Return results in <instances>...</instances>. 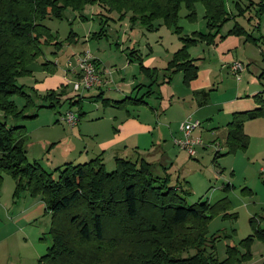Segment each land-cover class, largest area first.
Segmentation results:
<instances>
[{
  "label": "rangeland",
  "instance_id": "rangeland-1",
  "mask_svg": "<svg viewBox=\"0 0 264 264\" xmlns=\"http://www.w3.org/2000/svg\"><path fill=\"white\" fill-rule=\"evenodd\" d=\"M245 3L248 1L242 0V4ZM225 4L228 11L234 9L233 0H225ZM97 10L98 6L87 5L81 13L84 18H80L77 12L66 9L62 19L45 20L44 23L57 36V40L62 41V47L56 50L53 45H44L42 54L38 58L44 62H53L54 71L42 69L40 73L36 71L32 75L18 78V84L26 85V93L30 99L14 96L13 100L18 109H22L28 102L24 109L25 114H36V116L25 119L8 116L7 124L25 126L23 134L27 159L37 160L43 169L48 172L53 171V176L56 178L55 168L66 162H86L99 152L107 170H111L113 153L110 149L103 150L104 147L100 143H105L113 125L119 124L116 118L123 119L127 116L126 109L131 115L139 118V121H151L154 127L156 122L161 120L160 122L165 126L163 141H160L159 130L156 127L152 139V135L142 134V138H146L147 141L141 139L138 144L139 149L144 153L146 160L152 163L156 172H161L163 175L162 168L165 166L171 182L174 184L178 179L177 182L182 189L188 191L184 197L189 204L202 200L213 203L224 196L228 197L230 200L228 211L235 213L236 217L222 218L220 213L213 216L207 225L208 236L213 233L221 235L215 241V253L218 259H223L228 244L238 245L242 239L254 232V228L264 229V118H255L243 123V130L248 135L246 150L224 154L227 150L224 141L230 115L225 114L227 106L224 109L225 103H223L233 100L236 96L247 99L249 98L247 96L253 92L264 90V14L259 17L257 29L253 28V25H257L258 18L255 20L256 23H253V20L249 22L246 12L247 17H235L224 23L213 44L198 43L189 48L192 57H200L199 61L205 59L204 62L200 61L201 66H213L217 74L212 75L213 90L208 97L211 106L195 114L197 102L191 100V88L183 84L180 72L174 73L169 82L160 83L163 78V68L173 51L181 46L180 35L191 34L195 30L207 31L203 18V4L196 3V20L193 22L185 17L186 10L181 7L177 25L183 31L179 35L174 32L173 27L169 28L161 21L155 22V25L160 23L156 28L149 29L138 23L131 24L129 16L119 19L117 13H112L110 17L113 19L108 20L104 35L90 38L100 26L98 17L93 13ZM236 22L247 31H251L258 39L245 41L244 35H228V30ZM70 29L76 34L75 40L72 38L65 40ZM148 47L152 48V52ZM207 47L210 48V53ZM131 48L138 49V52L136 51L134 56L131 55L133 61L128 62L126 57L127 54L130 55ZM213 48L215 50L212 51ZM167 49L168 53L172 52L169 57ZM85 51L92 56L100 57L102 63L108 65L105 67L106 72H112L110 76L112 80H108L103 88L105 97L121 100L125 95L135 96L136 92H139L137 97L142 96L147 91L151 78L156 80L152 86L153 92L143 97L145 101L143 104L134 105L127 102V108L123 109L104 106L100 98L92 99V97L82 99L81 114L79 106L69 104L68 100H61V103L49 107L37 94L45 93L48 88L59 85L60 82L66 84V92H74L75 75L71 68L76 64L77 55ZM139 51L143 55V64L157 70V73H152L151 77L139 67L137 57L139 55H135L140 53ZM218 53L223 60L221 65ZM234 61L242 64V70L236 75L228 70L229 64ZM121 77L124 78L125 84L134 81L135 85H142L138 91L136 88L132 90L135 85L128 88L122 84L124 82ZM117 88L127 93L124 94ZM94 92V88L85 90L86 94L84 93L83 96L93 95ZM191 101L193 102L190 103ZM219 103L222 105L217 106ZM68 109L77 116L80 115L77 124L73 127L60 120L61 115ZM208 110L214 112L213 116H208L210 119L206 117ZM98 116L102 118L97 119ZM3 117L0 111V119L3 120ZM188 117L191 118V122L198 120L201 123L191 131L192 139L200 140V143L195 145L193 156L175 145L174 135L170 133L176 130L178 134L180 125ZM179 136L181 132L177 137ZM161 144L164 154L167 155V161L166 155H161ZM148 148H150L149 154L145 150ZM228 184L229 187H226ZM14 186L11 176L3 174L0 183V237L7 234L9 236L0 243L2 247L0 264H36L37 259L51 245L48 233L50 217L48 213L42 214L39 218L27 222L24 215L15 221L13 217L18 212V208L15 205L13 208V201H17L18 198L13 196ZM9 205H12L11 208ZM250 218L253 222H250ZM3 222L6 225H3ZM239 246L242 248L241 244ZM249 248L251 258L242 264H264V241L253 238ZM7 256L9 263L8 260L6 262Z\"/></svg>",
  "mask_w": 264,
  "mask_h": 264
},
{
  "label": "trees",
  "instance_id": "trees-1",
  "mask_svg": "<svg viewBox=\"0 0 264 264\" xmlns=\"http://www.w3.org/2000/svg\"><path fill=\"white\" fill-rule=\"evenodd\" d=\"M247 1L242 4V0H233L234 9L228 11L225 0H0V111L4 116L0 119V183L3 174H7L15 184L13 196L21 192L31 197L42 196L44 212L50 217L51 245L36 264H242L251 258L250 242L253 238L264 241V229L254 228L253 233L239 242L242 248L239 244H228L226 256L221 260L215 253V241L221 235L208 236L207 225L213 216L222 213V218L236 217L228 211V197L213 203L202 200L189 204L184 197L188 191L177 180L174 184L171 182L167 168L163 166L161 175L141 154L113 157L111 170H107L101 155L82 163L66 162L54 169L55 178L53 171L43 169L37 160L27 159L25 126L6 122L8 116L15 119L36 116L25 114L28 102L18 109L13 97L30 99L26 85L18 84L17 80L30 74L27 67L42 54V47L53 45L56 50L62 47V41L44 23L46 19L60 20L66 9L84 18L81 14L84 8L95 5L98 10L93 13L100 26L90 38L104 35L108 20L113 19L112 13H117L119 19L129 16L131 24L138 23L149 29L156 28L160 23H154L161 21L179 35L183 31L177 25L181 7L186 10L185 17L193 22L195 3H201L207 31L180 35L181 46L163 68L160 83L169 82L174 73L180 72L183 84L188 85L197 77L200 58L189 54L191 46L213 44L224 23L235 17H247L246 12L249 22L256 23L258 18L257 25H253L258 28L259 17L264 14V0ZM227 34L244 35L245 41L258 39L237 22ZM69 38L76 39L72 29L65 40ZM134 53L136 50L129 54ZM138 61L146 75L151 77L150 73H157L156 69L144 67L140 57ZM42 67L49 72L55 68L51 61L44 62ZM154 83L156 80L152 79L140 97L116 100L100 94L99 98L104 106L114 107L144 102L143 97L152 92ZM211 90L193 93L199 106L208 103ZM66 93L64 84L57 91L36 94L49 107L68 100L69 104H77L80 112L81 98L63 99ZM253 100L255 108L231 113L224 154L246 150L248 135L243 123L264 118V90L254 94Z\"/></svg>",
  "mask_w": 264,
  "mask_h": 264
},
{
  "label": "crops",
  "instance_id": "crops-1",
  "mask_svg": "<svg viewBox=\"0 0 264 264\" xmlns=\"http://www.w3.org/2000/svg\"><path fill=\"white\" fill-rule=\"evenodd\" d=\"M195 7H196V3H195ZM154 25H155V23H154ZM148 48L152 52V48L151 47H148ZM178 48L179 47H177L174 51H176ZM120 49H121V47H120ZM207 49H209L208 52L210 53L211 52L210 48L207 47ZM133 50H136L138 52V49H135V48H131L130 52L133 51ZM213 50H215V48H213L212 51ZM166 51H167V53L169 52L168 49ZM170 53H172V52H170ZM170 53H168V55H167L168 57L170 56ZM189 54H190V52H189ZM135 55H139L137 57L141 58L142 65L144 67L150 69L149 66H145L143 64V55H142L141 52L138 53V54H135ZM218 55H219V58H220L219 62H220V65H221V62L223 60H222V57H221V55L219 53H218ZM132 56H134V54H132ZM132 56H131V54L129 56L127 54L126 58H127L128 62H132L133 61V57ZM93 58L96 61V68H97L98 72L100 73V77H101V79L103 81V85L100 86V87L94 88L95 92H94L93 95H88V96L84 95L83 96V94L85 93V90H83V91H80L81 93H75V91L74 92H67L66 95L63 98H65L66 96L67 97L75 96V99L81 98V102H82V99L84 97L85 98H87V97L91 98L92 97V99H95V98H99L100 94H102L104 96L103 88H105V86L107 85L108 80L109 81L112 80V79H110V76L112 75L111 74L112 72L111 73L106 72L105 67H108V65L103 64L101 59H100V57H97L96 55H94ZM202 60H203V62L205 61V59H203V58H202ZM202 60H200V61H202ZM200 61H198L199 70H198L197 77L195 79L191 80L189 82V84H188V88H191V92H192L191 100H193V101L196 100V102H197V99L194 97L193 93L195 91H198V90H201V89H211L212 88V86H211L212 75L216 74L213 66H201V64H200L201 62ZM43 63H44V61L41 60V59L39 60V58H38L35 61H33L32 63H30L28 65L27 69L30 71L31 75L34 72H36V71H38L40 73L42 71V69H43V67H42ZM73 74L75 75L74 72H73ZM31 75L29 77H31ZM150 75H152V73H150ZM120 79L123 82L125 81L123 77H121ZM152 79L153 78H151V80ZM64 84L65 83L60 82L59 85L57 84L56 86H54L52 88H48L47 91L48 90H56L57 91L58 88L61 85H64ZM122 84H125V82L122 83ZM125 85L128 88H131V87H133L135 85V82L134 81H130V82H128ZM141 85L142 84L135 85L132 88V90L135 89L136 86H139V87L136 88V91H138V89H140ZM117 90L118 91H122L124 94L127 93V92H124V90L121 89V88H117ZM132 90H131V92H132ZM151 91L153 92V87H151ZM138 93L139 92H136L135 95H137ZM256 93H258V91L257 92H253L250 96L248 95L247 97H249V98H247V99H244L241 96H236V98H234L233 100L223 102V103H225L224 104V109H225V106H227V109L225 110L226 111L225 114L226 115H231L230 113H233V112L246 111V110H251V109L255 108L256 107V103L253 100V95L256 94ZM132 94H133V92H132ZM125 97H128V96L125 95ZM104 98H107V97L104 96ZM108 98H110V97H108ZM110 99H115V98H110ZM119 99H116V100H119ZM193 101H191L190 103H192ZM144 102H137V103H135V104L133 103V104L134 105H140V104H143ZM218 105H222V103L217 104V106ZM209 106H211L210 102H208L207 104H205L203 106H199L197 104V108L194 110V112H195V114H198L199 112H201L202 109L208 108ZM112 107L113 108H118V109L127 108V106H125V107H123V106H121V107L112 106ZM153 108L155 110L157 109L156 107H153ZM155 110H154V112H156ZM126 112H127V116H125L123 119L121 117L120 118H116L117 119V123H119V124L117 126L113 125V128H112L113 132L111 130V132L109 133V136L106 138V142L105 143H100V145L102 147H104L103 150L110 149L112 151V153H113L112 159L115 156L125 157V156L130 155V156L135 157L138 154H141V155L144 156V153H142L140 151L139 145H138L140 143L141 139L144 142L147 141L146 138H142V134H146V135L149 134L150 136L152 135V137H151V139H152L154 137V132H155L154 129L156 127H157V130H159V139H160L161 142L163 141V132H164L163 129L165 128V126H164L163 122H160L161 120H159V122H156V127H154V126L151 125V121H148V120L139 121V118H137L136 116H133V114L131 115L129 110L126 109ZM82 113H83V111H82ZM207 113L208 114H207L206 117H208L209 115L213 116L214 112H213V110H208ZM79 117H80V115H79ZM206 117H205V119H206ZM209 117L207 119H210ZM101 118H102V116H98L97 117V119H101ZM179 131H180V129H179ZM170 133H171V135H174L173 137H175V136L177 137L180 132L177 134V131L175 130L173 133H172V131ZM226 137H227V133H226V136H225V140H226ZM145 150L148 153L150 148L145 149ZM161 150H160L162 152L161 155L162 154L166 155V154H164L165 151L162 148V144H161ZM97 155H100V152L97 153ZM97 155H95V156H97ZM166 157H167V155L165 156V158ZM166 161H167V158H166ZM164 163H166V162H164ZM177 181H178V179H177ZM178 184L180 185V183H178ZM16 198H18L17 201H15V200L13 201V208H14V205L16 206V208H18V212L13 217V219H15V221H17L21 217H24V215L26 217V221L28 222V221H31V219L39 218L42 214H47V213L44 212V203L42 201V196L31 197L27 192H21L20 194L17 195ZM9 206H10L9 208H11L12 205H9ZM34 208H36V209H34ZM21 210H22V212H21ZM49 223H50V221H49ZM2 224L6 225L4 222ZM8 236H9L8 234L6 236H4V235L1 236L0 237V243H1L2 240H5V238L8 237ZM1 249H2V247H0V252H1ZM7 260H8V263H9V257L8 256L6 258V262H7ZM5 264H7V263H5Z\"/></svg>",
  "mask_w": 264,
  "mask_h": 264
},
{
  "label": "built area",
  "instance_id": "built-area-1",
  "mask_svg": "<svg viewBox=\"0 0 264 264\" xmlns=\"http://www.w3.org/2000/svg\"><path fill=\"white\" fill-rule=\"evenodd\" d=\"M75 62V66L71 68L76 75L73 83V91L89 90L103 85L100 73L96 68V63L91 54L87 51L80 53L77 55ZM228 70L233 75L239 74L242 70V64L234 61L229 64ZM78 119L79 115L77 116V114L70 109L66 110L60 117V120L65 122L69 127L75 126ZM199 125L200 122L198 120L191 122V118L188 117L180 125L181 136L173 138L174 144L186 150L191 156L195 155V145L200 143V140L192 139L191 131Z\"/></svg>",
  "mask_w": 264,
  "mask_h": 264
}]
</instances>
